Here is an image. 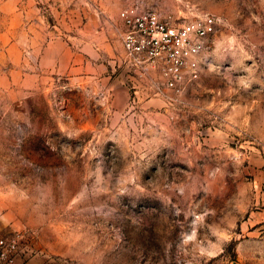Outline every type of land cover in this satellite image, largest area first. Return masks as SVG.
<instances>
[{"label":"rangeland","instance_id":"1","mask_svg":"<svg viewBox=\"0 0 264 264\" xmlns=\"http://www.w3.org/2000/svg\"><path fill=\"white\" fill-rule=\"evenodd\" d=\"M57 1L96 35L127 7L218 28L181 95L136 80L116 34L62 73L0 57V77L40 74L0 85V233L18 263L264 264V0Z\"/></svg>","mask_w":264,"mask_h":264},{"label":"built area","instance_id":"2","mask_svg":"<svg viewBox=\"0 0 264 264\" xmlns=\"http://www.w3.org/2000/svg\"><path fill=\"white\" fill-rule=\"evenodd\" d=\"M120 19L126 69L136 80L150 81L155 95H181L199 79L203 53L218 28L214 14L180 18L127 7ZM18 252L17 240L0 233V264H19Z\"/></svg>","mask_w":264,"mask_h":264},{"label":"crops","instance_id":"3","mask_svg":"<svg viewBox=\"0 0 264 264\" xmlns=\"http://www.w3.org/2000/svg\"><path fill=\"white\" fill-rule=\"evenodd\" d=\"M0 10L6 15L4 29L0 31V48L4 49L1 58L10 59L14 64L25 67L32 62L40 71L62 73L77 70L83 59L91 62L95 58V39L103 34V44H110L112 34L122 37L124 25L117 30L99 31L95 34L88 22L83 26L71 11L66 12L57 6V0H41L50 8H40V0H1ZM22 1V4L20 3ZM93 20V16L89 17ZM101 56L96 52V58ZM104 58L106 55L104 54ZM103 59V58H102ZM65 61V64L63 62ZM81 67V66H80ZM23 71V70H21ZM40 74L35 71H14L11 75H2L0 85L30 84L39 81Z\"/></svg>","mask_w":264,"mask_h":264}]
</instances>
